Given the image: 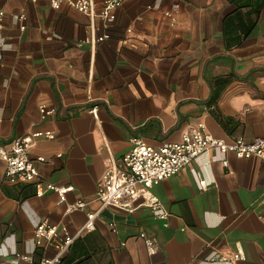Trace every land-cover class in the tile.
I'll use <instances>...</instances> for the list:
<instances>
[{"label": "crops", "instance_id": "obj_1", "mask_svg": "<svg viewBox=\"0 0 264 264\" xmlns=\"http://www.w3.org/2000/svg\"><path fill=\"white\" fill-rule=\"evenodd\" d=\"M0 10V147L53 131L31 148L33 158L45 157L40 181L73 186L61 202L55 190L39 196L35 182L6 178L0 159V243L35 262L53 256V244L33 248L36 217L57 226L60 237L73 236L61 264H206L213 252L238 249L244 257L236 264H264L259 156L229 152L225 165L211 148L152 188L165 220L146 205H109L86 228L88 214L100 209L92 201L97 183L121 164L132 135L159 146L202 123L227 142L264 137V0H125L110 22L49 0H0ZM105 33L103 41H86ZM41 104L56 113L43 118ZM195 172L210 181L206 188ZM79 200L89 203L70 210Z\"/></svg>", "mask_w": 264, "mask_h": 264}, {"label": "built area", "instance_id": "obj_2", "mask_svg": "<svg viewBox=\"0 0 264 264\" xmlns=\"http://www.w3.org/2000/svg\"><path fill=\"white\" fill-rule=\"evenodd\" d=\"M38 2L39 0H26ZM125 0H49L54 8H59L63 3L77 8L94 18L98 15L103 21L110 22L117 18L118 9ZM99 8V12L97 11ZM172 22H176V16L168 11ZM4 10H0V59L6 44L3 34L4 29ZM20 20L25 18L22 13L18 16ZM109 33L98 37L87 39V42L94 44L109 38ZM56 106L40 105V112L43 118L54 115ZM96 107L92 112H96ZM39 137L54 138L55 134L51 130H36L26 135L16 136L8 148L0 147V159L6 163L5 177L11 181L35 182L37 184V195L41 196L46 189L57 191L64 200L67 191L73 186H58L52 182L43 184L40 181L39 163L45 161L44 156L33 158L31 148ZM215 149L223 163L228 164L227 154L235 153L238 157L249 158L259 156L264 159V137H257L247 141L243 137H237L231 142L216 138L210 135L204 124L185 131L178 141L165 142L159 146L149 144L142 136L134 134L131 137V147L122 158L121 164H112L103 172L97 183V192L92 201L100 202V209L88 214L86 223L87 229L95 228V218L102 208L109 205L118 206L127 211H134L139 205L149 206L152 213L163 220L168 216V212L162 205L159 198L152 192V188L163 179L178 173L185 166L191 165L205 156L209 149ZM217 159V156L211 158ZM196 181L199 188H206L210 181L196 173ZM91 202V201H90ZM89 202L79 200L69 206L70 210H78L87 206ZM35 233L33 248L42 247L45 251L51 244L55 245L56 253L53 256L43 254L39 264H61L65 252L68 250L73 236L66 235L60 237L58 228L48 224L41 218L34 217ZM113 225V224H112ZM150 253L155 252L156 243L152 239L147 240ZM0 257L4 261L0 264H17L22 258L27 264L34 261L33 254L19 253L15 249L7 246L5 242L0 243ZM244 255L240 249L234 252L221 253L213 252L208 256L206 264H236ZM7 259V260H6Z\"/></svg>", "mask_w": 264, "mask_h": 264}, {"label": "trees", "instance_id": "obj_3", "mask_svg": "<svg viewBox=\"0 0 264 264\" xmlns=\"http://www.w3.org/2000/svg\"><path fill=\"white\" fill-rule=\"evenodd\" d=\"M40 259H41V257H40ZM40 259L37 262L33 261V264H39Z\"/></svg>", "mask_w": 264, "mask_h": 264}]
</instances>
